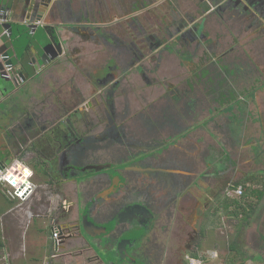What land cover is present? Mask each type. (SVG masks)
Returning <instances> with one entry per match:
<instances>
[{"label":"flooded vegetation","instance_id":"1","mask_svg":"<svg viewBox=\"0 0 264 264\" xmlns=\"http://www.w3.org/2000/svg\"><path fill=\"white\" fill-rule=\"evenodd\" d=\"M254 2H3L6 19L35 14L41 21L22 26V36L12 21L13 33L9 28L2 36L6 57L14 61L7 66L12 76L21 75L16 83L0 82L5 142L35 154L50 175V192L63 198L77 192L79 200L69 209L60 204L53 222L71 217L75 209L78 217L65 223L71 237L85 235L84 215L97 226L94 231L106 229L92 237L96 244L87 243L105 250L109 264H191L202 256L189 252L199 247V227L190 226L195 242L177 243L174 255L167 230L173 214L175 225L189 227V217L197 219L200 209L217 204L211 194L228 192V184L203 190L195 183L197 153L202 162L211 152L219 159L222 149L236 166H244L241 175L259 184L262 197L254 211L264 232V137L255 127L264 120L245 113L243 101L262 102L258 91L264 85V61L251 54H263L264 48L245 49L241 41L249 31L264 38V1ZM172 63L187 73L173 74ZM218 104H234L239 114L225 115L221 124L208 120L220 131L206 129L212 143L196 146L199 141L191 138L186 145L179 134ZM189 186L206 192L204 207L196 206ZM234 187L228 190L233 193ZM248 242L264 264V239L250 235Z\"/></svg>","mask_w":264,"mask_h":264},{"label":"crops","instance_id":"2","mask_svg":"<svg viewBox=\"0 0 264 264\" xmlns=\"http://www.w3.org/2000/svg\"><path fill=\"white\" fill-rule=\"evenodd\" d=\"M2 6H6V4L3 3ZM13 23L17 26V23ZM249 32L251 33L255 31ZM247 99L243 100L245 108L244 112L247 114H255L252 113L253 111L250 112V110H252L251 105L253 102L249 101V97ZM236 114H239L236 105L230 104L229 106H225L218 104L215 106V109L211 114L206 113L194 124V126L187 128L179 135L184 137L183 142L186 145H189L191 138H194L199 141L196 146L200 145L203 147L204 143L213 142L211 134H209L210 132L206 131V129L211 128L213 132H216L215 134L220 132L217 129H213V122L208 124V120H216V123L221 124L225 119V115L233 117L236 116ZM258 117L259 115H257V118ZM0 118V121L2 122L1 128L3 129L4 120L2 121L1 113ZM193 129L194 131L192 132ZM4 144H6L5 141ZM190 150H192V153L195 152L194 147ZM219 152V159L214 158L211 155V152L210 154L207 153L205 155V159L202 162L199 160V157H197L200 156L201 158L202 154L200 155L197 153L196 155L199 162L195 169V183H199V186H201L203 190H206L209 185H211L210 188L213 187L215 190H217L222 184H228V186H231L233 183H237L238 185H241L240 183L245 184L244 180L248 179L244 173L243 176L241 175L244 166H236L235 163L230 161L228 151L226 152L220 149ZM15 159L21 158H9L6 161L0 159V161L8 164ZM221 159H225V161L221 162ZM32 169L34 170V180L37 184V188L34 192L35 194H33L27 201L22 202L12 198L7 193V187L3 183L0 184V264H109L110 262H108L105 257H102V254H106H104L102 250H99V247L94 245L96 249L95 251V249L87 243H91L92 237L86 234V231H84L85 235L80 234L76 235V237H67L69 234L65 230V223H68L70 219L78 217L75 209L73 210L71 217L69 214L62 215L58 223L53 222V216L56 215L60 204H63L66 209H69V206L73 204L74 200H76V202L77 199L79 200V198H77V192L76 194L74 193L75 195L73 198L69 196L63 198L52 192L51 194H47L46 188L49 187L47 179L45 180L43 176L40 177L39 175H41V173L37 175V167H32ZM184 173L186 175L190 174L189 171H185ZM238 185H235V187ZM191 186H189L187 191H191L195 195L196 206L204 207V202H206L208 197L207 194H205L206 192L202 193L195 188L190 189ZM244 187L246 191H244V194L241 196L234 193L230 194L228 192L226 195L218 194L217 196H214L211 194L210 197L215 198L214 203L217 202V204L206 210L212 212L216 210V212L222 214L223 220L227 217L229 220H235L238 224L243 221L245 224L239 226L241 229H238L241 230V234H243V229H246L248 231L247 233L251 232V230H256L258 235L257 238L260 237L264 239V232L261 229L259 218L257 217L258 220L255 219L251 222V217L256 216V212L254 211L255 203L261 200L262 195H259V193L258 195L254 194L255 191H259L258 185H254L253 188L247 186ZM190 197L191 193H188L186 200H190ZM252 207L254 209H252ZM237 223L229 224L230 227L228 230L230 234H235V231L237 234L238 230L235 229V227H237L236 225H238ZM252 225L253 228H251ZM254 227L256 229H254ZM48 228H50V233L47 231ZM55 228L60 230L59 238H61V246L59 248L57 247L56 239L53 237ZM99 232L104 233L103 231ZM99 239L100 238H98L96 242H98ZM225 245L226 243L223 244V241L218 239L212 246V251L201 257H210L213 251L217 250L219 256L213 264H262L260 260L261 254H259L256 247L253 245L250 250L252 253L249 258L244 256L240 251L236 252V246L231 242L227 243L226 246ZM95 255H98V258L97 256L95 257ZM77 258L79 259L78 261Z\"/></svg>","mask_w":264,"mask_h":264},{"label":"rangeland","instance_id":"3","mask_svg":"<svg viewBox=\"0 0 264 264\" xmlns=\"http://www.w3.org/2000/svg\"><path fill=\"white\" fill-rule=\"evenodd\" d=\"M255 33H256V31L254 32V34ZM257 35H259V34L256 33V35H254L256 37L250 38L249 36H253V34L248 32L246 38H241L242 44L245 45V49L247 48V45H249L248 49L259 50L260 47L264 48V40H263L264 38H259V37H257ZM248 40L250 41L249 43H248ZM230 43H231V41L227 42V44H230ZM251 54L252 55H256V54L260 55L259 58H261V60L264 61V56H263L264 53L263 54H262V52L261 53H252V51H251ZM179 67H181V68H179ZM168 68H169L168 70L170 72H172L173 74H181V75L184 74L185 75L187 73L186 68L184 66H179L176 63H172L170 65V67H168ZM263 75H264V72H263ZM260 91H261V95H259ZM258 95H259V98L262 100V102L261 101L258 102V100L252 101L253 103L251 105L252 106L251 112L253 111L252 113H255L256 116L260 115L258 118L261 120H264V85L260 87V89L258 91ZM0 107L3 108L2 105H0ZM260 110H262V111H260ZM3 120L6 121V117H3V115H2V121ZM1 127H2V122L0 121V159L6 161L9 158L10 159L21 158V160L26 162L30 167L31 166L37 167V171H36L37 175H39L41 173V175H39V176L40 177L43 176L45 178V180L47 179V181H48V179H50L49 178L50 175L47 176L44 173L43 166L40 164L38 158L35 156V154L33 152L25 151V147H20L19 149L14 150L13 148H8L7 144H4V141L6 139L4 138L3 133L5 134L6 128L4 127L2 129ZM255 127L257 129V132L259 131V128H261L260 129V137L263 138L264 137V124L262 123V126L260 127L257 123L255 125ZM251 132H253V130H251ZM203 136H205V135H203ZM255 176L259 180L260 175H255ZM247 178H248V176H247ZM262 179H264L263 173H262ZM249 182H251V183H249ZM244 183L245 184H243V183H240V184L243 187L247 186V187L253 188L256 182H253L250 180V178H248V179L244 180ZM233 185H238V184L233 183L231 186H228V188L232 189ZM257 185H259V184H257ZM263 186H264V182H263ZM244 189H245V187H244ZM46 190H47L46 191L47 194H51V192H50L51 188L47 187ZM227 191H228V193L232 194V192L229 191L228 189H227ZM245 191H246V189H245ZM201 212H202V209H200L198 211L197 219H193V217L192 218L189 217L188 218L189 223L187 222V225H189V227H184V228H182L180 226V224H176V225L174 224V221H176L178 219H176V217H175L176 214H173V215H175L173 217L174 220H172V223L170 224V228L167 229L170 231L168 240L171 241L173 239L175 241V243L172 245L173 248L169 249L170 252L172 253V255L177 253V249H176L177 243L183 242V244H184L187 241H191L190 243L193 244L195 242V238L192 236V235H194V232L190 231V229H191L190 226L194 225L195 227H199V229H201V233L197 234V238L199 241V247L197 249L192 248L189 252L194 253V254L207 255L208 253H210L212 251V246L214 245L215 241L218 239H221V241H223V244L226 243V245H227V243L231 242L234 246H236L235 247L237 249L236 252L240 251L241 253L244 254V256H247V258L250 257V254L252 253V251H250L251 250V247H250L251 244L248 241L250 239V235H254L256 237L258 236L256 233V230L255 231L251 230V232L247 233L248 231L246 229L245 230L243 229V234H241L242 233L241 230H238V229H241V228H239V226H242L245 224V223H243V221L238 224L235 220L234 221L229 220L227 217H225V219L223 220L222 214L219 212H216V210L214 211L215 213L212 211H207V210L203 211L202 213ZM188 215H189V212L183 213V221H186ZM256 216L255 217L250 216L252 219L251 222H253L255 219L258 220ZM179 222L181 223V221H179ZM183 223H185V222H183ZM230 223L231 224H233V223L238 224V225H236L237 227H235V229L238 230L237 234H236V231H235V234L229 233L228 228L231 225ZM251 228H253V225L251 226ZM254 229H256V228L254 227ZM47 231H48V233H50V228H48ZM161 232L162 231H160V235H161ZM165 235H166V233L162 234L163 238ZM191 238H192V240H191ZM60 241H61V238H59V240L56 241L58 248L61 246ZM196 241H197V239H196ZM91 242H92V244H96L95 241L92 240V238H91ZM191 244H190V246H191ZM249 247H250V249H249ZM99 250H102V252L104 254L106 253V251L101 249L100 247H99ZM102 252H101V254H102ZM104 256L105 255L102 254V257H104ZM78 260L79 259L77 258V261ZM77 261H75V262H77Z\"/></svg>","mask_w":264,"mask_h":264},{"label":"built area","instance_id":"4","mask_svg":"<svg viewBox=\"0 0 264 264\" xmlns=\"http://www.w3.org/2000/svg\"><path fill=\"white\" fill-rule=\"evenodd\" d=\"M1 15L6 17L7 11L1 9ZM3 183L7 187V193L14 199L19 201H27L31 198L37 188L34 180V170L26 162L21 159L6 164L0 161V184ZM244 187L238 185L234 187L233 193L241 196L244 194ZM60 230L55 228L53 237L59 240ZM218 251L214 250L210 257L192 258L191 264H213L218 259Z\"/></svg>","mask_w":264,"mask_h":264},{"label":"water","instance_id":"5","mask_svg":"<svg viewBox=\"0 0 264 264\" xmlns=\"http://www.w3.org/2000/svg\"><path fill=\"white\" fill-rule=\"evenodd\" d=\"M7 2V1H10V0H0V8L3 7L2 4L3 2ZM259 1H264V0H255V5L259 4L260 2ZM2 9V8H1ZM0 9V11H1ZM33 11L35 12V8L33 9ZM36 15L34 14L32 16V18H36L35 17ZM10 17V19H6L5 17H3L1 15V12H0V82L2 83L3 81H11L13 80L14 83H16V81H19L21 75H16V76H12L11 74V69L9 66H7L8 63H11L13 64L14 61L13 59H8L6 56L9 54L8 52V44L6 43L5 39L2 37L3 34H5L7 31V29L11 28V33H13V22L17 23V32H18V36H22L23 32H22V26H25L27 28H32L34 26V23L39 21L40 18H36V21L33 20L32 18H27V19H18V17ZM6 22V23H5ZM41 22V21H39ZM36 24V23H35ZM39 25V23H38ZM58 44V43H57ZM51 46H56V42H52L50 43ZM19 57V56H18ZM103 167H101L100 169H102ZM83 228L84 230L86 231V233L88 235H90L91 237L93 238H97V236L101 235L100 233L101 232H97V231H94L97 228V226L94 224V223H90L89 220H88V217L87 215H85L83 217ZM105 232H106V229H105ZM104 232V233H105ZM61 234H62V237H63V233L61 231ZM71 237V235H67V237ZM66 237V236H65ZM104 238V236L102 237V239ZM106 238H108L106 236ZM64 239V238H63Z\"/></svg>","mask_w":264,"mask_h":264},{"label":"trees","instance_id":"6","mask_svg":"<svg viewBox=\"0 0 264 264\" xmlns=\"http://www.w3.org/2000/svg\"><path fill=\"white\" fill-rule=\"evenodd\" d=\"M258 193H259V191H255V192H254L255 195H258ZM232 264H233V263H232Z\"/></svg>","mask_w":264,"mask_h":264}]
</instances>
